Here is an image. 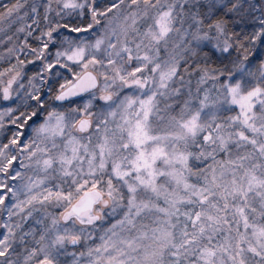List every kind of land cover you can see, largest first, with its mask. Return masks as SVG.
Listing matches in <instances>:
<instances>
[{
	"label": "snow or ice",
	"instance_id": "snow-or-ice-1",
	"mask_svg": "<svg viewBox=\"0 0 264 264\" xmlns=\"http://www.w3.org/2000/svg\"><path fill=\"white\" fill-rule=\"evenodd\" d=\"M0 264H264V0H0Z\"/></svg>",
	"mask_w": 264,
	"mask_h": 264
}]
</instances>
